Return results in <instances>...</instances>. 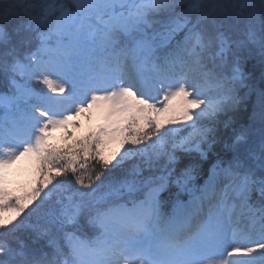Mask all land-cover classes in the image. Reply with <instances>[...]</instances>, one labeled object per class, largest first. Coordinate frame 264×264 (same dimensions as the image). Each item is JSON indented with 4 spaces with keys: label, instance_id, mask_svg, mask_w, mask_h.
Listing matches in <instances>:
<instances>
[{
    "label": "snow or ice",
    "instance_id": "obj_1",
    "mask_svg": "<svg viewBox=\"0 0 264 264\" xmlns=\"http://www.w3.org/2000/svg\"><path fill=\"white\" fill-rule=\"evenodd\" d=\"M249 58L264 69V0H0V264H264V88L258 142L215 119ZM217 143L236 154L188 187ZM177 149L200 160L178 171ZM25 158L33 178L14 189ZM173 180L192 199L166 214Z\"/></svg>",
    "mask_w": 264,
    "mask_h": 264
},
{
    "label": "trees",
    "instance_id": "obj_2",
    "mask_svg": "<svg viewBox=\"0 0 264 264\" xmlns=\"http://www.w3.org/2000/svg\"><path fill=\"white\" fill-rule=\"evenodd\" d=\"M244 71L247 73L248 79L250 78V74H253V76H254V74H256L257 77H254V78L259 80V84H261L262 86L264 85V78H263V81L260 82V78H262L264 76L263 73H261L259 71H255V68L253 65H251V67L248 66V69L245 68ZM1 73L2 72H0V77L2 76ZM248 79L245 81V84L247 85L245 87L249 89L247 91V93H249V91L251 89L247 83ZM252 101H253V97H251L250 95H247L245 98H243V102L240 101L242 103L240 105H238L240 108H238V110H237V115L232 114L228 110V111L222 112L216 116V118H215L216 119V129H217V132L220 134V136L224 137L225 139H228L230 142V137L233 136L234 132L238 131L242 127L243 128L248 127V125L250 123L249 120L252 117V111H253ZM229 118L231 119L232 124H231V127L229 129L225 130L223 127V121L227 120ZM205 124H208L206 120H205ZM208 126H212V125L209 123ZM190 131H191V129L180 130L177 133V139L182 138L184 136H187ZM166 147L168 150H171L170 144H168ZM245 147H246V143H241L239 145V151H241ZM230 154H235V151L231 148H226L224 146V144H222V143H217L216 145H214L213 151L209 154L208 158L203 159V160H200L199 154L197 152H195L194 150L191 152H185L181 149H177L176 150V155L178 157V162H177L178 169L177 170L178 171L182 170L183 166L185 164H187L190 160H193V159L200 160L198 170H197V172H195L193 174L194 178L191 181V182H193L194 180H199L206 173V171L212 166L213 162H217L218 159L223 161L225 159V157L229 156ZM134 159H136V158H134ZM128 163H130V162H126V164H128ZM166 163H167V159L165 156L162 155L159 158V160L156 162V167H154L152 170L154 172H156L157 175H159L163 170V165H165ZM116 175H118V173H116ZM191 182L189 183L188 187H190ZM169 189H170L169 192H171V193H175V191H179V190H181V191L184 190L180 186H178L174 180L172 181V183L169 184ZM35 221H36V219H35V217H33L28 221V223H34ZM28 230H30V228L22 229L20 231L19 235L22 238H25L26 237L25 234Z\"/></svg>",
    "mask_w": 264,
    "mask_h": 264
},
{
    "label": "rangeland",
    "instance_id": "obj_3",
    "mask_svg": "<svg viewBox=\"0 0 264 264\" xmlns=\"http://www.w3.org/2000/svg\"><path fill=\"white\" fill-rule=\"evenodd\" d=\"M251 65L254 66L255 68V71H257V67L258 65H260L259 61L257 59H253V58H249L248 60L244 61L243 63V68H247L248 69V66L251 67ZM261 66V65H260ZM263 70V75H264V69ZM254 77H257L256 74H250V78L248 79L247 83H248V86L251 88L249 93H247V91L249 90L248 88L246 87H239L238 90H240V94H239V97L241 99L245 98L247 95H250L251 97H253V101H252V106H253V109L254 107L256 106V102H257V92L264 86H262L261 84H259V80L254 78ZM264 77V76H263ZM263 81V78H260V82ZM264 88V87H263ZM254 89V90H253ZM215 93L214 92H210V95H214ZM240 99V100H241ZM238 108H240L239 106L237 107H234V108H231L229 109V111L234 114V115H237V110ZM230 113V114H231ZM253 113V111H252ZM220 114V113H219ZM218 114V115H219ZM229 115V114H228ZM236 117V116H235ZM234 117V118H235ZM249 125L247 128L250 129V132H249V137L251 140L253 141H256L258 142L259 140V135H260V126L259 124L257 123L256 125L253 126V122H252V119L249 120ZM252 127H255V129H252ZM75 131H77L78 133V129L77 128H74ZM57 133H59V139L64 142L65 140V137H64V133L62 130H58ZM231 138V137H230ZM241 143H245V142H241ZM235 155V154H234ZM232 155V157L234 156ZM32 172V166H31V162L25 158L24 160H22L17 166L16 168L13 170L11 176L9 177L10 179V187L13 186V184L15 186L18 185V182L16 181L18 178H21V179H26L29 175V173ZM224 184H226L225 182L222 183L221 186H224ZM8 216H6L7 218Z\"/></svg>",
    "mask_w": 264,
    "mask_h": 264
},
{
    "label": "bare ground",
    "instance_id": "obj_4",
    "mask_svg": "<svg viewBox=\"0 0 264 264\" xmlns=\"http://www.w3.org/2000/svg\"><path fill=\"white\" fill-rule=\"evenodd\" d=\"M257 71L263 73V70H262V68H261L260 65H258V67H257ZM252 129H255V127H252ZM215 163H216V162H213V164H215ZM213 164H212V165H213Z\"/></svg>",
    "mask_w": 264,
    "mask_h": 264
}]
</instances>
